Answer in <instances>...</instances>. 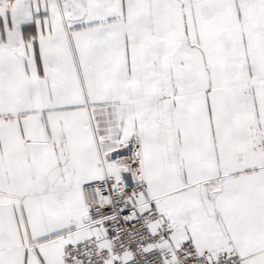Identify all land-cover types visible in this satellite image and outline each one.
Wrapping results in <instances>:
<instances>
[{
  "label": "snow or ice",
  "instance_id": "obj_1",
  "mask_svg": "<svg viewBox=\"0 0 264 264\" xmlns=\"http://www.w3.org/2000/svg\"><path fill=\"white\" fill-rule=\"evenodd\" d=\"M0 264H264V0H0Z\"/></svg>",
  "mask_w": 264,
  "mask_h": 264
}]
</instances>
